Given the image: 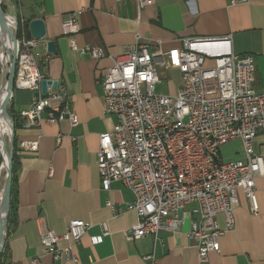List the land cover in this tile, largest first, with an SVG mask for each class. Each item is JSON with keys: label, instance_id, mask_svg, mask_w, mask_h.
I'll use <instances>...</instances> for the list:
<instances>
[{"label": "crops", "instance_id": "1", "mask_svg": "<svg viewBox=\"0 0 264 264\" xmlns=\"http://www.w3.org/2000/svg\"><path fill=\"white\" fill-rule=\"evenodd\" d=\"M21 1V10L7 1L11 9L7 12L13 11L14 17L28 23L45 21L47 37L34 53L44 77L58 82L57 89H67L79 124L72 127L65 121L39 128L26 126L19 114L28 109L34 94L15 91L11 102L19 125L15 135L18 142L37 141L39 148L36 152L19 149L15 209L0 264H33L36 259L41 264H264V178L256 180L258 213L251 212L249 201L240 191L234 227L228 228L225 216H218L225 231L221 250L201 262L198 249L188 237L192 219L189 209L177 233L163 231L158 241L151 236L130 241L127 234L138 217L125 207L134 201V195L120 182L112 183L111 190L105 192L98 169L100 136L111 133L116 123L115 117L105 111L102 87L115 59L125 57L138 37L153 52L163 53L182 49L186 39L230 38L235 54L254 57V88L264 92V0L237 6H231L229 0H155L143 8L138 0ZM70 15H75L81 27L75 37L78 47L102 48L103 58L95 60L89 54L72 51L70 39L63 32V22ZM48 41L55 42L56 55L48 52ZM207 65H213V61ZM159 71L163 80L173 79L171 92L161 95L175 97L182 85L180 71L174 67ZM3 85L0 66V90ZM3 126L10 131L6 119ZM59 135L63 136L62 144H58ZM238 142L240 153L235 160L242 158ZM254 147L264 154V130ZM2 183L1 176L0 186ZM108 201L122 211L114 213ZM76 220L92 224L73 249L78 262L54 260L41 244L43 227L62 235ZM105 223L109 227L107 235ZM66 246V241L60 243V247ZM150 256L152 259L146 260Z\"/></svg>", "mask_w": 264, "mask_h": 264}, {"label": "built area", "instance_id": "2", "mask_svg": "<svg viewBox=\"0 0 264 264\" xmlns=\"http://www.w3.org/2000/svg\"><path fill=\"white\" fill-rule=\"evenodd\" d=\"M1 1V0H0ZM140 6L155 0H138ZM231 6L249 0H229ZM6 16V15H5ZM12 56L16 50L14 92L6 101L8 109L17 90L33 92L27 110L19 118L26 126L69 122L79 124L71 109L67 89L61 86L42 93L46 80L40 71L34 50L40 41L31 37L29 23L14 19L11 27ZM81 31L75 15L63 22V32L70 39L72 51L104 57L98 47L80 49L75 37ZM0 66L4 85L0 90V153L10 152V132L2 130L1 107L5 96L12 56L2 47ZM213 61V65L207 63ZM177 68L182 85L175 97L156 92L162 82L160 68ZM256 65L251 55H237L230 38L186 39L183 48L170 53L153 52L141 41L125 57L115 59L102 82L107 114L115 117L111 133L100 136L98 169L102 188L111 190L114 182L122 183L134 195L125 207L137 214V223L127 237L137 241L151 236L158 241L161 232L177 233L186 210L192 219L189 239L198 249L199 259L206 262L211 253L221 250L223 231L218 216L224 215L228 228L235 225V210L242 191L252 213H258L256 180L264 178V154L255 151V140L264 130V92L254 88ZM12 97V98H11ZM14 128H15V122ZM63 136L59 135L58 144ZM240 141L242 158L225 161L221 148ZM37 141H21L19 149L36 152ZM1 176L5 172L1 167ZM114 212H121L108 201ZM104 235L109 233L105 223ZM90 222L76 220L59 235L43 227L41 244L54 260L78 262L74 247L91 229ZM66 241L65 248L60 243ZM152 259V256L146 260ZM33 264H41L36 259Z\"/></svg>", "mask_w": 264, "mask_h": 264}, {"label": "water", "instance_id": "3", "mask_svg": "<svg viewBox=\"0 0 264 264\" xmlns=\"http://www.w3.org/2000/svg\"><path fill=\"white\" fill-rule=\"evenodd\" d=\"M4 16L2 7H1V1H0V33L2 38H6V32L3 30L4 26ZM29 30L31 37L35 40L42 41L45 40L47 37V28L46 23L43 19H34L31 20L29 23ZM47 49L50 54L56 55L57 54V48L54 41H48L47 42ZM16 50L13 53L12 56V64L10 73L8 76V82L6 86V92L4 99L2 101V107H1V116L3 119H6L7 122L10 124V128L12 130V134L10 136V152H9V161H8V167L6 171V182L3 189V193L6 196V206H5V216L1 220L0 225V257L3 253L4 247H5V240L7 236V229H8V222H9V214H10V205H11V193H12V183H13V155H14V147H15V128H14V121L9 115V109L7 105L6 98L8 94L11 92H14V80H15V74H16ZM48 86L52 87V90H56L58 88V82L52 81V80H44L42 82V93L45 95L48 92ZM12 98V97H11ZM1 156L4 159V154H1ZM4 164V163H3Z\"/></svg>", "mask_w": 264, "mask_h": 264}, {"label": "rangeland", "instance_id": "4", "mask_svg": "<svg viewBox=\"0 0 264 264\" xmlns=\"http://www.w3.org/2000/svg\"><path fill=\"white\" fill-rule=\"evenodd\" d=\"M5 1H6V3H7V1H11L13 3V6H14L15 10H21V9H19L21 7V4H22L21 0H5ZM2 4H4V0H1V7H2ZM2 10H3V8H2ZM11 12L13 13V11H11ZM11 12L9 11V12L6 13V12L3 11V13L8 18L16 19L17 21H19L20 19L18 18V16L14 17L11 14ZM9 29H11V26H10ZM0 37H1L2 46H3V48H5L7 45H6L5 39L2 38L1 33H0ZM11 47H12V42L9 44V46L6 47L7 48V53L9 54V56L10 55L12 56ZM172 81H173V79L171 77L169 79L163 80V83L158 85V87L156 89V92L158 94H168L169 92H171ZM221 153H222V157H223V159L225 161H232V160L237 159L238 155L240 153V143L238 141H234V142L229 143L228 145H226V146L221 148ZM3 163H4V159H3ZM3 163H2V165H3ZM5 177H6V172L3 173V176H2V182L3 183H2V186H0V214H1L0 225H1V219H3L2 217H3L4 212H5L4 207H3L4 204L3 205L1 204V202H2V193H3V189H4V186H5V182H6V178Z\"/></svg>", "mask_w": 264, "mask_h": 264}, {"label": "trees", "instance_id": "5", "mask_svg": "<svg viewBox=\"0 0 264 264\" xmlns=\"http://www.w3.org/2000/svg\"><path fill=\"white\" fill-rule=\"evenodd\" d=\"M2 8L3 11L7 13L8 11V5L6 3V1L4 0V4H2ZM9 114L10 117L12 118V120L15 122V133H16V129H18L19 125H18V117L16 119V116L14 115V112L12 111V107L9 109ZM18 139L15 135V147H14V155H13V183H12V193H11V207H10V214H9V222H8V229H9V224L12 220V215L14 213V206H15V202H16V173H17V168H18V156H19V147H18ZM2 163H3V158L1 156L0 153V177H1V167H2ZM8 167V164H7ZM7 229V232H8Z\"/></svg>", "mask_w": 264, "mask_h": 264}, {"label": "bare ground", "instance_id": "6", "mask_svg": "<svg viewBox=\"0 0 264 264\" xmlns=\"http://www.w3.org/2000/svg\"><path fill=\"white\" fill-rule=\"evenodd\" d=\"M13 23H14V19H10L8 18L7 16H4V26H3V30H5L6 32V35L8 36V42H6V45L9 46V44L11 43V38H12V35H11V30L9 29L10 26L12 27L13 26ZM6 46V47H7ZM3 47V46H2ZM5 119H2V130L4 132H10L9 130L6 129V127L3 126V122H4ZM9 152L7 153V151H5V162H4V170L5 172L7 171V164H8V161H9ZM6 178V177H5ZM1 204L3 205L4 204V210H5V206H6V196L4 193H2V202ZM5 216V212H4V215L3 217Z\"/></svg>", "mask_w": 264, "mask_h": 264}]
</instances>
